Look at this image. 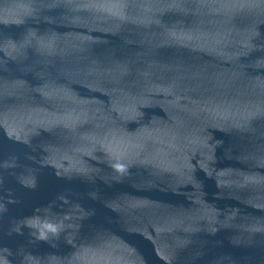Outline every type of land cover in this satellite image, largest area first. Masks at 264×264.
I'll return each mask as SVG.
<instances>
[{
  "label": "water",
  "instance_id": "water-1",
  "mask_svg": "<svg viewBox=\"0 0 264 264\" xmlns=\"http://www.w3.org/2000/svg\"><path fill=\"white\" fill-rule=\"evenodd\" d=\"M0 264H264V0H0Z\"/></svg>",
  "mask_w": 264,
  "mask_h": 264
}]
</instances>
